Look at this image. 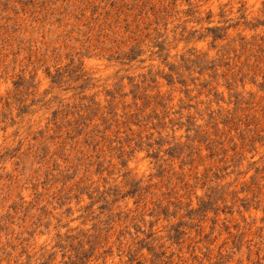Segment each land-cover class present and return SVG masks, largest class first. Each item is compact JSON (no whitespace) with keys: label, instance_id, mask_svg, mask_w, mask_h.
I'll use <instances>...</instances> for the list:
<instances>
[{"label":"rangeland","instance_id":"1","mask_svg":"<svg viewBox=\"0 0 264 264\" xmlns=\"http://www.w3.org/2000/svg\"><path fill=\"white\" fill-rule=\"evenodd\" d=\"M0 264H264V0H0Z\"/></svg>","mask_w":264,"mask_h":264}]
</instances>
